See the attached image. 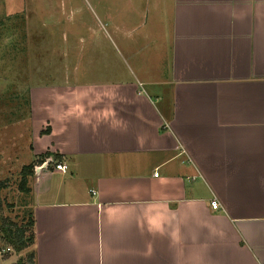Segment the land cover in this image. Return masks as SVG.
Returning <instances> with one entry per match:
<instances>
[{
  "label": "crops",
  "instance_id": "obj_1",
  "mask_svg": "<svg viewBox=\"0 0 264 264\" xmlns=\"http://www.w3.org/2000/svg\"><path fill=\"white\" fill-rule=\"evenodd\" d=\"M158 6L114 81L29 91L37 264H264V0Z\"/></svg>",
  "mask_w": 264,
  "mask_h": 264
},
{
  "label": "rangeland",
  "instance_id": "obj_2",
  "mask_svg": "<svg viewBox=\"0 0 264 264\" xmlns=\"http://www.w3.org/2000/svg\"><path fill=\"white\" fill-rule=\"evenodd\" d=\"M158 1L0 0L1 219L18 225L28 222V195L19 185L22 168L32 156L29 91L59 86L65 70L75 76L78 66L90 74L89 80L98 82L126 73L128 26L158 16ZM144 32L148 31H138ZM26 236H33L31 229ZM28 254L21 255L27 262ZM21 256L13 249L4 256L0 253V264H17Z\"/></svg>",
  "mask_w": 264,
  "mask_h": 264
},
{
  "label": "trees",
  "instance_id": "obj_3",
  "mask_svg": "<svg viewBox=\"0 0 264 264\" xmlns=\"http://www.w3.org/2000/svg\"><path fill=\"white\" fill-rule=\"evenodd\" d=\"M49 133H50V129H48L45 132H42V134H49ZM49 158H50V154L47 153L41 156L35 164L32 163L22 168L21 171L22 177L19 187L26 195L30 194L29 178L35 174V168L38 166V164L43 165V163H45L46 160ZM54 158L57 161L58 160L61 161V157L59 155H55ZM0 184L3 185V183ZM27 217H28V222L26 224L22 223L21 225L0 218V242H1L0 244L3 245L4 248H10L11 250L13 249L15 253L19 256H21L22 254L24 256V253L28 254V252L30 251V253L28 254L29 255L28 262L27 259L25 260V258L21 256L17 264H37L36 254L33 249L35 244V231H34L35 221L31 209L28 212ZM28 228L31 229L33 232L32 237L26 236V230Z\"/></svg>",
  "mask_w": 264,
  "mask_h": 264
},
{
  "label": "built area",
  "instance_id": "obj_4",
  "mask_svg": "<svg viewBox=\"0 0 264 264\" xmlns=\"http://www.w3.org/2000/svg\"><path fill=\"white\" fill-rule=\"evenodd\" d=\"M49 165L53 166L55 168L56 171H62L65 172L68 170V166L66 164H62V163H57L55 160L53 159H49L44 166L48 167ZM155 176H158L157 174ZM211 206L213 208V210H219L220 209V204L218 203L217 200H213L211 202ZM11 252L10 248H3L0 250V253L2 256L8 254Z\"/></svg>",
  "mask_w": 264,
  "mask_h": 264
},
{
  "label": "water",
  "instance_id": "obj_5",
  "mask_svg": "<svg viewBox=\"0 0 264 264\" xmlns=\"http://www.w3.org/2000/svg\"><path fill=\"white\" fill-rule=\"evenodd\" d=\"M45 167V166H44ZM41 169V168H40ZM40 169H37V171H40Z\"/></svg>",
  "mask_w": 264,
  "mask_h": 264
}]
</instances>
